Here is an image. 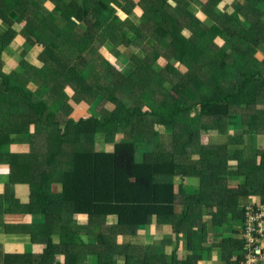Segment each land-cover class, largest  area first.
Listing matches in <instances>:
<instances>
[{"label":"trees","instance_id":"obj_1","mask_svg":"<svg viewBox=\"0 0 264 264\" xmlns=\"http://www.w3.org/2000/svg\"><path fill=\"white\" fill-rule=\"evenodd\" d=\"M0 26V264L68 261L82 245L101 264H207L215 248V264H243L242 236L209 245V231L240 233L232 222L264 202V147L250 141L264 138V0H0ZM23 38L31 51L5 72ZM153 223L175 235L170 252L132 241Z\"/></svg>","mask_w":264,"mask_h":264},{"label":"rangeland","instance_id":"obj_2","mask_svg":"<svg viewBox=\"0 0 264 264\" xmlns=\"http://www.w3.org/2000/svg\"><path fill=\"white\" fill-rule=\"evenodd\" d=\"M188 13L191 15V16H193L194 15V12H191V9H189L188 10ZM140 16H141V13L140 12H136V15L135 16H132V17H128V16H125V18L124 19H130L131 20V18H133L132 20H131V22H130V24L133 26V25H135L136 23H137V21H138V19L140 18ZM130 25V26H131ZM3 35V26L2 27H0V36H2ZM188 35V34H187ZM17 42L15 43V42H13L12 44H11V46L9 47V49L7 50V52H9L11 55L10 56H13L14 57V59H17V61L19 62L20 60H22V57H24V55H23V52L25 51V50H27V49H29L28 50V52L29 51H31V47L29 46V45H27V44H25V40H24V38H23V40H16ZM262 52H264V47L262 48V49H260ZM25 58V57H24ZM199 108L200 107H195L193 110H192V113H191V121H192V123L196 126V127H198V126H200V124L202 123V121H201V119H200V110H199ZM79 112V111H78ZM92 115L94 114V111L92 110L91 112H90ZM78 115H81V116H85V115H87V111H84V110H81L80 111V114H78ZM237 127H240V126H237ZM155 129H157V131L158 132H160V133H162V132H165L167 129L164 127V126H162V125H159V124H156L155 125V127H154ZM167 134H169L170 135V137L172 136V133L171 132H166ZM232 133V132H231ZM257 135V137H254V135L252 136V143L258 138V134H256ZM251 143V144H252ZM254 144V143H253ZM244 146V143H243V141L242 140H239V141H233V140H230V145H229V148H236V147H243ZM254 146V145H253ZM114 147V146H113ZM113 147H111V146H108L107 144H100V149H103V150H112L113 149ZM29 148H27L26 146H23L22 144H17V145H13L12 146V150H14V151H27ZM140 156H142V155H140ZM143 158H144V156H143ZM150 159H152V157L151 158H149V160ZM258 159V158H257ZM259 160V159H258ZM139 162H144V159H142L141 161H139ZM6 167V166H5ZM7 171V170H6ZM229 182L231 183V184H235V182L232 180V179H230L229 180ZM188 191V190H187ZM197 190L195 189V190H193L192 192H196ZM189 193H192V192H190V191H188ZM254 199H259V197H256V198H254ZM251 200H253V199H251ZM212 216H211V214H205L204 216H203V219H205V220H209L210 218H211ZM233 223V226H237V228H238V230L240 231L241 229H240V227H242V223H241V221L240 220H237V221H234V222H232ZM232 225H230L229 223L224 227V228H222V231H223V234L222 235H220L221 234V228L220 227H215V228H213L214 229V231L215 232H217V233H215L214 231H209L210 229H208V231L211 233V236H210V238L212 239V240H209L210 241V243H209V245H211L212 244V242H217V240H220L223 236H229V235H231V236H241V233H236V231L235 230H233V227H231ZM147 227H150V224L149 225H147ZM147 227H145V228H143V229H146ZM214 232V233H213ZM144 233L146 234V236L149 238V239H151L153 242H157L158 244H160L161 242H164V240H163V238H162V235H158V234H155L154 233V226L153 227H151V229L150 230H144ZM220 236V237H219ZM132 240H135V241H144V239L142 238V237H140V236H136V237H133L132 238ZM166 242V241H165ZM172 244H173V246H175L174 244H175V238H172ZM165 249H167L169 252L172 250V248H171V244H169V243H165ZM244 248H243V252H244ZM177 251H184V250H180V249H178ZM210 254L212 255V258L216 255V257H218V258H221V253H220V250L218 249V248H215V249H212V251H210ZM218 254V255H217ZM93 254H87L85 257H82V258H80L79 259V263L80 264H89V262H90V256H92ZM95 255V254H94ZM97 256V255H96ZM216 259L215 257H214V260L216 261V262H220L221 260H219V259ZM182 259H184V258H182ZM99 257L97 256V257H95L94 258V262H93V264H95V263H98V264H101L99 261Z\"/></svg>","mask_w":264,"mask_h":264},{"label":"crops","instance_id":"obj_3","mask_svg":"<svg viewBox=\"0 0 264 264\" xmlns=\"http://www.w3.org/2000/svg\"><path fill=\"white\" fill-rule=\"evenodd\" d=\"M135 1L139 2L140 0H135ZM189 9H191V12H194V15H196V16L197 15H200V9L197 6H191L187 10H189ZM6 54H7V60H6V66H5L4 71L5 72H11L12 70H15L17 68L18 61H17V59H14L13 56H10L11 54L9 52H7ZM109 56H110V61L111 60H114V56H112L111 54H109ZM115 60H116V64L120 66L121 63L119 61V58L118 59H115ZM166 134H167L166 131L165 132H162L161 135L158 136V138H161V137H163ZM124 136H125L124 134L118 135L119 138H123ZM250 141L252 143V138H251ZM205 142H206V140H205ZM251 145H252V147H253V145L255 147L256 146H263L264 147V138L263 139H260V142L259 143H257V144H253L252 143ZM108 146L113 147V145H111V144H108ZM98 148L100 149V144L98 145ZM145 150L148 151V152L152 151L150 149V146H148ZM143 156H144V153L142 154V156H140V154H139L137 156L138 161H141L142 159H144ZM6 170H7V166L5 167V165L0 164V174L7 173ZM174 181H175V185L176 184L177 185L183 184V186H185V188H186V191L188 190L190 192H192L193 190L197 189V186L199 184V180L195 176H185V177L175 176L174 177ZM176 188H177V191H178L179 190V186H177ZM178 200L181 203L182 200L181 199H178ZM110 220L112 222H116L117 221L115 217H112ZM153 226H154V233L155 234H158V235H162L163 240H171L172 241V238H175V235L172 234V233H170L168 231V227H162L160 225H155L153 223V224H150V227H147L146 229H140V234H141L140 237H142L144 239V241H139V242L147 243L146 241L147 240H150L146 236V234L144 233V230H150L151 227H153ZM0 236H2L3 239H4V236H5V240H7L9 238L8 235H2V234H0ZM23 238L25 239V237H23ZM132 241L135 242V243H138V241H135V240H132ZM24 244L25 243H21L19 245L18 244H12V245H7L6 244L5 245L6 247L4 248L5 250H3V251L5 253H10V254H19V253H22L23 251L28 252L27 250H24L23 249ZM171 246H172V249H173V247H174L173 244H171ZM36 247L42 248L41 246H36ZM184 248L185 247H183L182 249H180V250H184V251H177L178 252V255H179V257L181 259L182 258H185L189 254V252L185 251ZM33 251L35 252V249H33ZM36 252H40V251L37 250ZM75 253H76V255H71L68 261H67V257H68L67 253H64V252L57 253L56 256L54 257V262H51V259L48 258L47 264H80L79 263V259L82 258V257H85L89 252H88L86 246L85 245H82L78 249H75ZM95 257H97L96 254L95 255L93 254L92 256H90V258H89L90 259L89 264H93V262H94L93 260H94ZM214 257L216 259L218 258V257H216V255ZM214 257L212 258V261L211 262L209 261L207 264H215V263H218V262H216L214 260ZM119 261L122 264V262L124 260L122 259V260H119ZM95 264H98V263H95Z\"/></svg>","mask_w":264,"mask_h":264},{"label":"built area","instance_id":"obj_4","mask_svg":"<svg viewBox=\"0 0 264 264\" xmlns=\"http://www.w3.org/2000/svg\"><path fill=\"white\" fill-rule=\"evenodd\" d=\"M240 229L245 240L243 264H264V202L260 197L246 205V217Z\"/></svg>","mask_w":264,"mask_h":264},{"label":"clouds","instance_id":"obj_5","mask_svg":"<svg viewBox=\"0 0 264 264\" xmlns=\"http://www.w3.org/2000/svg\"><path fill=\"white\" fill-rule=\"evenodd\" d=\"M16 43V42H15ZM18 43V42H17Z\"/></svg>","mask_w":264,"mask_h":264}]
</instances>
